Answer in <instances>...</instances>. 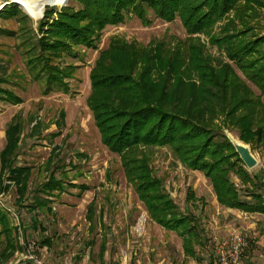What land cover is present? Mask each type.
<instances>
[{"label": "rangeland", "instance_id": "1", "mask_svg": "<svg viewBox=\"0 0 264 264\" xmlns=\"http://www.w3.org/2000/svg\"><path fill=\"white\" fill-rule=\"evenodd\" d=\"M52 4L0 0V264H125L126 253V264H212L218 244L234 231L249 241L243 264H264V217L230 213L204 173L189 169L170 146L148 148L180 210L193 212L205 230L206 247H197L201 258L186 257L183 238L150 218L121 156L104 141L99 124L103 120L104 126L105 117L99 119L92 104L94 92L107 86L100 81L105 75L127 82L148 68L157 78L166 76L156 71L161 65L185 80L197 79L202 65L212 76L224 73L234 62L226 44L214 43L213 36H223L221 28L250 8L264 17V0H236L233 17L204 31H195V15H188L195 2L164 3L162 9V0H136L118 11L119 22L107 25L96 20L93 0ZM60 23L91 41L68 35L60 46L53 40L59 39ZM55 70L61 71L59 80ZM152 95L154 101L161 97ZM123 96L127 102L119 108L131 104ZM117 117L110 124L122 122ZM254 155L257 173L264 151ZM190 189L199 198L194 203L186 200Z\"/></svg>", "mask_w": 264, "mask_h": 264}, {"label": "trees", "instance_id": "2", "mask_svg": "<svg viewBox=\"0 0 264 264\" xmlns=\"http://www.w3.org/2000/svg\"><path fill=\"white\" fill-rule=\"evenodd\" d=\"M135 1L93 0V4L98 6L95 18L104 25L119 22L123 15L119 14L120 10L133 5ZM58 2L64 3V0ZM162 2V9L164 3L173 6L178 2L187 5L195 2L193 11L188 13L189 17L195 15L192 18L195 31L210 30L223 17L229 20L233 17L231 11L236 7V0ZM46 5L55 4H52V0H46ZM106 8H109L111 15L104 11ZM181 11L182 15L187 13L185 9ZM250 12H256V9L250 8L245 15L236 14L229 25L221 28L223 36L212 38L214 43L226 44L234 62V68L227 66L219 76L210 75L202 65L200 69L204 70L203 74L199 72L197 79L185 80L183 74L174 76L175 71L169 72V67L161 65L156 71L166 73V76L159 75L157 78L153 70L148 68L143 70L138 79L131 77L127 82L123 79L117 81L113 75H105L100 81L107 86L97 89L92 96L98 118L105 117L104 126L101 124L103 120L99 124L106 134L104 141L121 156L127 180L144 203L150 218L180 235L185 251L191 257L198 256V245L205 247V230L193 212L184 213L180 210L163 180L156 174L151 152L146 154L145 150L170 146L183 164L191 170L204 173L212 182L222 206L264 214V170L257 173L249 170L226 133L232 132L242 142L249 144L253 153L264 151V17ZM173 15L169 16L175 17ZM59 28L62 29L58 32L60 36H56L59 39L53 40L60 46L65 44L60 38L68 35H71V40L79 38L83 44L91 41L80 30L70 29L71 25L60 23ZM60 74L61 71L55 70L53 77L59 80ZM190 91L196 94L192 96ZM155 93L161 95L156 101L150 98H156L152 95ZM123 94L131 97L132 101L131 104H125V108H119L124 106L122 102L127 99ZM98 100L102 102L96 103ZM117 115V119H123L122 122L110 124ZM234 177L244 184L243 189L236 185ZM186 199L193 203L199 198L190 189ZM103 247L105 254L106 244ZM216 263L217 260L212 264Z\"/></svg>", "mask_w": 264, "mask_h": 264}, {"label": "built area", "instance_id": "3", "mask_svg": "<svg viewBox=\"0 0 264 264\" xmlns=\"http://www.w3.org/2000/svg\"><path fill=\"white\" fill-rule=\"evenodd\" d=\"M261 169L264 170V164H262ZM248 246L249 241L242 233L232 232L228 239L226 238V240L218 244L216 264H243L245 250ZM127 255L126 253V259L124 258L125 264L127 263Z\"/></svg>", "mask_w": 264, "mask_h": 264}, {"label": "water", "instance_id": "4", "mask_svg": "<svg viewBox=\"0 0 264 264\" xmlns=\"http://www.w3.org/2000/svg\"><path fill=\"white\" fill-rule=\"evenodd\" d=\"M228 137L234 144L237 152L239 153L241 159L243 160L247 168L249 170L256 168L259 165V160L254 155L251 146L243 142H237L229 134Z\"/></svg>", "mask_w": 264, "mask_h": 264}, {"label": "crops", "instance_id": "5", "mask_svg": "<svg viewBox=\"0 0 264 264\" xmlns=\"http://www.w3.org/2000/svg\"><path fill=\"white\" fill-rule=\"evenodd\" d=\"M192 171H194V170H192ZM194 172L197 173V172H200V171H197V170H196V171H194ZM205 177H206V176H205ZM186 196H187V195H186ZM186 200H187V199H186ZM193 203H194V202H193ZM229 212L232 213V214H238V215H239V214L242 213L241 215H243V214L246 215V213L241 212L240 210H237V209H229ZM256 214L261 215V216L264 217V214H262V213H256ZM239 216H240V215H239ZM250 216H253V214H251ZM246 217H247V216H246ZM160 226H161V225H160ZM162 227H163V226H162ZM163 228H164V227H163ZM165 229H166V228H165ZM128 235H129V232H128ZM206 238H207V237H206ZM197 247H199L200 250L203 249V248L200 247L199 245H198ZM197 247H196V249H198ZM205 247H206V244H205ZM205 247H204V249H205ZM183 251H184L185 256H186V257H187V256L189 257V255L186 253L185 248H184V241H183ZM197 255H198V251H197ZM195 258H199V259H200L201 257L198 255V256L195 257ZM202 259H203V258H202Z\"/></svg>", "mask_w": 264, "mask_h": 264}, {"label": "bare ground", "instance_id": "6", "mask_svg": "<svg viewBox=\"0 0 264 264\" xmlns=\"http://www.w3.org/2000/svg\"><path fill=\"white\" fill-rule=\"evenodd\" d=\"M21 4L24 6V7H28V5H29V3L28 2H21ZM229 135L234 139V140H236L237 142H242V141H240V139L235 135V134H233V133H229Z\"/></svg>", "mask_w": 264, "mask_h": 264}]
</instances>
